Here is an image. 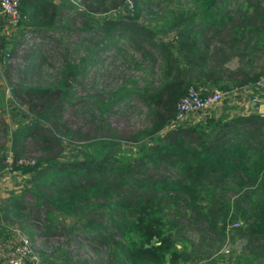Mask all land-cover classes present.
<instances>
[{
    "label": "trees",
    "instance_id": "trees-1",
    "mask_svg": "<svg viewBox=\"0 0 264 264\" xmlns=\"http://www.w3.org/2000/svg\"><path fill=\"white\" fill-rule=\"evenodd\" d=\"M127 1L130 10L122 15L95 18L122 11ZM17 9L13 34L1 47L9 44L8 56L21 52V58L15 68L3 65L4 79L31 120L9 132L0 121V174L10 154V172L25 176L20 192L0 204V234L4 225L18 224L42 246L47 238H64L52 256L41 251L39 261L27 264H56L57 254L68 264H87L84 244L106 249L104 260L94 251L95 264H177L228 236L243 242L235 264H264V115L196 113L175 120L189 87L202 96L211 88L258 92L264 0H19ZM72 32L81 39L74 47ZM29 35L45 44L32 40L20 51ZM104 37L112 47L120 39L132 43L139 74L96 90L93 100L73 85L99 57L94 39L101 44ZM50 43L68 45L55 47L60 61L53 74L30 76ZM132 101L149 123L119 135L109 114ZM66 106L86 117L87 130L62 118ZM77 139L82 143L60 155ZM32 149L38 153L32 165L15 164Z\"/></svg>",
    "mask_w": 264,
    "mask_h": 264
},
{
    "label": "rangeland",
    "instance_id": "rangeland-1",
    "mask_svg": "<svg viewBox=\"0 0 264 264\" xmlns=\"http://www.w3.org/2000/svg\"><path fill=\"white\" fill-rule=\"evenodd\" d=\"M56 1V0H55ZM75 2V0H72ZM235 2L236 0H231ZM122 11L119 12H108L101 15H95V18L98 17H114L118 15H122L123 11H129L130 10V3L127 1L125 4L121 7ZM0 121H3V123L7 126L8 132L15 128L18 124L22 122H28L30 121V116L26 114V110L23 106H21V102L14 99L11 92L9 91L7 85L5 84V73H4V67L3 65L10 61L9 64L12 65L14 68L17 67V63L15 61H19L21 52H14L13 55L8 56V49L9 44H6L5 49H2L1 45L3 42L6 41V39L12 35L13 33H10L9 30L10 25L4 18H0ZM78 18H75V22L73 24L77 25ZM73 27V26H72ZM112 36V35H111ZM36 40L33 36H27L25 39V43L20 46V51L23 50V48L27 47V44H29L30 41ZM26 41L28 43H26ZM40 39L34 41L38 43L45 44ZM81 41L80 36L77 35L75 32L70 33V43L68 44L70 47H74V43L78 44ZM96 46L94 50H101L99 57L96 58V61L93 64H90L86 67L84 76H78L76 80L78 82L74 85V90L77 94L80 96H88L90 99L97 98V92L96 90L102 89L104 92L110 89V87H114L117 82H119L120 79H126L131 76H136L139 74V68L133 65L134 61H132L131 57H134L136 60H139V56L137 51L133 50V46L131 42H128V39H120L117 41L114 45V47L111 46V44L108 43V39L106 37L100 39L101 44L99 40L94 39ZM83 43V41H82ZM68 45H61V44H53L50 43V45H43V48L40 49V58H38L36 65L33 67L34 72L30 74V76L34 75H42L43 77L53 74L54 67L57 65V63L60 61L59 56L57 55V50L55 47H59L62 49L63 47H66ZM102 45V46H101ZM116 47V48H115ZM117 47H119L121 50L118 52L120 53V58H114L111 56L115 52H117ZM37 52V51H35ZM61 53V51L59 52ZM82 52H76L74 56L81 55ZM94 57H96V53L93 51ZM63 56V55H62ZM131 56V57H130ZM124 57V58H123ZM62 58V57H61ZM41 61L44 62V65L42 66V70H39V66L41 64ZM150 68V67H149ZM151 68H153V71H155L153 65L151 64ZM10 76L11 72L12 75H15V70L9 69ZM152 82H154L153 78L151 79ZM141 82H137V84H140ZM258 84V85H257ZM255 85L257 87V91L259 92V98L261 101H264V71L263 75L260 78L259 82ZM212 90L215 88H211ZM244 89V91H243ZM250 88H242L237 91H233L225 96H223L222 101L220 104L214 108H208L204 111H202L200 114L202 116H211V117H219L223 116L225 118H230L235 115H240L242 112H245L249 110L250 112H254L259 115L258 111L260 109L259 103H252L249 101L250 97ZM93 106V104H92ZM249 112V113H250ZM145 109L142 108L141 104L132 101L130 104H121L118 106H115L112 108L111 113L109 114L108 120L110 122V125L114 127L119 135H126L131 134V132H134L137 129H141L144 125L149 123L148 118L144 115ZM62 118L64 120H70L71 126H80L82 129H88V124L85 121V116L76 113L75 109L71 106H66L62 111ZM167 129L171 128V124L169 122L168 125H166ZM4 138L3 132L0 129V141ZM78 139L73 142H70V144H64L65 148L60 152V155H65L69 151L74 150V145L78 143H82L83 140ZM69 142V141H68ZM67 142V143H68ZM32 147V146H31ZM31 149V148H29ZM33 150V149H32ZM29 150L27 153L23 154L22 157L28 158L33 160L37 156L36 150ZM52 152H56V148H52ZM5 171V170H4ZM4 171L1 173L4 176ZM8 173H5L8 175L5 179L6 182L3 181L0 184V188L3 192L5 190V187H7L8 183L9 186L15 187L14 182H23V179L25 178L24 175H21L18 171H7ZM19 173L12 174V173ZM17 176L21 178L20 180H17ZM1 177V178H2ZM0 178V179H1ZM1 190H0V198H1ZM11 190V189H10ZM18 192V190H13ZM2 202V201H1ZM0 202V204H1ZM96 219H98L97 216H95ZM4 225V224H3ZM110 222L108 221L105 224V227L109 226ZM236 224H232V227H235ZM5 231L1 235L0 234V264H12L14 261H18L20 264H27V263H33L36 261H39L41 257V251L44 252L45 256H52L51 250L52 248L58 244L63 242L64 238L59 237H51L47 238V245L42 246L40 244V241L38 237L35 238V241H32L28 234L25 232L23 228H21L18 224H9L4 225ZM1 227V224H0ZM230 230V229H229ZM228 230V231H229ZM231 230L229 233L231 234ZM22 238H26L28 240V252L25 255H16V248L19 245V242ZM73 240L74 237L72 236ZM32 241V242H31ZM195 243H198V241H194ZM224 242V241H223ZM71 245L69 244L67 247V250L71 249ZM92 245L84 244L82 245L83 250V256L84 257H90L91 260L87 264H95L97 261V255L94 251H96L99 255H101V260H104L106 258V249L105 248H97V250L92 249ZM243 247V242H241L239 239L234 238L233 240L226 239L225 243L219 246H214L212 248H207L202 250L201 254L199 256L194 255L191 257V259L186 260V262L179 261L177 264H235V260L238 256V253ZM56 264H68L66 261H64L63 256L59 257V254H57V257L55 258ZM72 262V257H71ZM237 262V261H236ZM108 260H105L102 264H108ZM144 264V263H139ZM163 264H171L169 262H164Z\"/></svg>",
    "mask_w": 264,
    "mask_h": 264
},
{
    "label": "built area",
    "instance_id": "built-area-1",
    "mask_svg": "<svg viewBox=\"0 0 264 264\" xmlns=\"http://www.w3.org/2000/svg\"><path fill=\"white\" fill-rule=\"evenodd\" d=\"M18 5L19 0H0V16L4 17L6 21L10 25V29H14L18 22ZM259 82V81H258ZM256 82L255 85L258 83ZM258 85V84H257ZM257 90V87H255ZM233 91H225L219 89H213L208 92L205 96H202L200 93V89H195L193 87H189L185 93V95L180 98L176 105L175 109V120L183 121L187 118V116L191 114L201 113L202 111L208 108H214L220 104L223 99V96L231 93ZM249 101L252 103H259V115H264V101H261L259 98V92L252 94L250 92ZM7 166L5 171L10 170L11 164V155L7 156ZM15 164L18 166H26L32 165L33 161L28 158H17ZM28 240L26 238H22L19 242L18 247L15 252L16 255H25L28 252ZM12 264H20L18 261H14Z\"/></svg>",
    "mask_w": 264,
    "mask_h": 264
},
{
    "label": "crops",
    "instance_id": "crops-1",
    "mask_svg": "<svg viewBox=\"0 0 264 264\" xmlns=\"http://www.w3.org/2000/svg\"><path fill=\"white\" fill-rule=\"evenodd\" d=\"M0 18H4V17H2V16H0ZM5 19V18H4ZM243 91H244V89H243ZM250 111L249 110H247V111H245V112H242V114H240V115H246V114H248ZM207 116H209V115H207ZM5 173H8L7 171H4V176L2 177V175L3 174H0V184L3 182V181H7L5 178L8 176V175H6ZM13 175L14 174H18L19 175V173H12ZM21 178H19L18 176H17V180H20ZM16 184V186L15 187H10L9 186V183H8V185H7V187H5V190H3V192H2V190H1V188H0V190H1V198H0V202L2 201H4L7 197H9L10 195H13V194H16V193H19L20 192V189H21V182H14V185ZM11 189V190H10ZM12 189L13 190H18V192H16V191H12Z\"/></svg>",
    "mask_w": 264,
    "mask_h": 264
}]
</instances>
